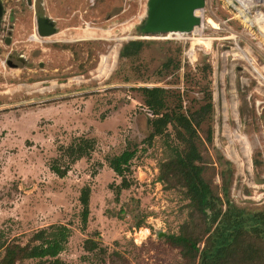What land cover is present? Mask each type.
Here are the masks:
<instances>
[{"label": "rangeland", "instance_id": "374dc122", "mask_svg": "<svg viewBox=\"0 0 264 264\" xmlns=\"http://www.w3.org/2000/svg\"><path fill=\"white\" fill-rule=\"evenodd\" d=\"M2 1L4 239L26 244L39 230L67 224L72 235L56 257L60 264H184L166 236L179 233L189 199L183 187L159 178L168 151L164 139L144 142L150 111L136 89L143 85L167 88L170 105L181 101L191 111L211 94L214 110L199 128L205 176L221 192L222 174L232 172L234 201L264 204V0H207L199 12L201 34L159 35L147 39L135 58L121 60L123 43L140 36L148 0ZM38 16L52 18L57 32L39 36ZM80 136L96 140L92 155L59 177L51 161L60 145ZM133 144L138 146L133 183L116 200L112 184L121 178L107 158ZM87 185L91 213L84 230L80 194ZM54 259L18 264H53Z\"/></svg>", "mask_w": 264, "mask_h": 264}, {"label": "trees", "instance_id": "16d2710c", "mask_svg": "<svg viewBox=\"0 0 264 264\" xmlns=\"http://www.w3.org/2000/svg\"><path fill=\"white\" fill-rule=\"evenodd\" d=\"M148 42L130 39L123 43L119 59H133ZM179 66V65H178ZM144 104L150 111V132L144 142L151 145L157 136L168 147L167 156L160 163V180L176 183L185 189L188 218L179 233L166 236L167 242L179 248L184 264H264V204L240 206L231 196L233 174H222L221 192L214 190L205 176V158L200 148L199 128L214 110L212 95L198 109L185 110L183 103L170 105V91L162 86H139ZM96 146L92 137L80 136L67 145H60L59 155L50 169L59 177L67 175L71 166L90 157ZM138 146L128 145L122 152L107 158L110 168L121 178L112 184L115 199L131 187L132 161ZM230 164V162L228 161ZM91 187L84 186L80 201L82 229H86L91 213ZM142 224L139 222L138 226ZM72 228L67 224L53 225L39 230L26 244L6 240L0 231V264H18L27 259L56 258L69 242Z\"/></svg>", "mask_w": 264, "mask_h": 264}, {"label": "water", "instance_id": "95a60500", "mask_svg": "<svg viewBox=\"0 0 264 264\" xmlns=\"http://www.w3.org/2000/svg\"><path fill=\"white\" fill-rule=\"evenodd\" d=\"M206 3L207 0H148L146 18L138 27L140 36L133 39H151L168 33L193 32L203 23L199 12L205 8ZM3 15L4 4L0 0V21ZM56 32L57 29L52 18L46 16L37 18L39 36H50ZM8 39L7 42L10 41ZM19 60L23 61L21 58ZM10 65L17 66V64Z\"/></svg>", "mask_w": 264, "mask_h": 264}, {"label": "bare ground", "instance_id": "6f19581e", "mask_svg": "<svg viewBox=\"0 0 264 264\" xmlns=\"http://www.w3.org/2000/svg\"><path fill=\"white\" fill-rule=\"evenodd\" d=\"M248 1H249V0H248ZM242 3H243V2H242ZM240 14H241L242 17H244V21H246V23H248L249 25L252 24V22H250V21L246 18V16L243 15L242 12H240ZM260 17H261V16H259L258 19H260ZM261 20L264 21V19H261ZM261 20H260V21H261ZM256 21H257V20H256ZM210 22H211V20H210ZM211 23H212V22H211ZM209 24H210V23H209ZM212 24H214V23H212ZM215 25H217V24H215ZM258 25H259V24H258ZM213 26H214V25H213ZM263 27H264V25H263ZM203 28H204V24L202 23L200 26L196 27V28L194 29L193 32H197L198 34H201ZM217 28H218V26H217ZM218 29H219V28H218ZM181 33H182V32H175V33H169V34H170V35H171V34L180 35ZM33 37H34V38H38V35L34 34ZM202 39H203L202 37H199V38H197V41H198V42H202V41H201ZM243 56H244V55H243ZM251 63H252V62H251ZM253 65H254L253 67L255 68V70H256L259 74H262L261 71H260V69L257 68L255 64H253ZM144 232L147 233V232H148L147 229H145Z\"/></svg>", "mask_w": 264, "mask_h": 264}, {"label": "flooded vegetation", "instance_id": "af4514ba", "mask_svg": "<svg viewBox=\"0 0 264 264\" xmlns=\"http://www.w3.org/2000/svg\"><path fill=\"white\" fill-rule=\"evenodd\" d=\"M29 2H30V4H31V1H29ZM38 17H40V16H38ZM46 17H48V16H46ZM54 22H55V21H54ZM55 27H56V23H55ZM56 29H57V27H56ZM20 58L23 59V61H20V60H19ZM16 59H17L18 61H20V62H24V58H23L22 56H18ZM9 61H10L9 63L12 64V65H13V64H17L16 62H13L12 59H10Z\"/></svg>", "mask_w": 264, "mask_h": 264}]
</instances>
